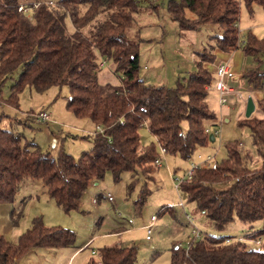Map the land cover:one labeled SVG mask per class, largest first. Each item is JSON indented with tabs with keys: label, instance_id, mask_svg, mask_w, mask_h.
<instances>
[{
	"label": "trees",
	"instance_id": "16d2710c",
	"mask_svg": "<svg viewBox=\"0 0 264 264\" xmlns=\"http://www.w3.org/2000/svg\"><path fill=\"white\" fill-rule=\"evenodd\" d=\"M240 3L250 12L254 4L264 10V0H167V14L180 31L210 24L220 29L212 36L210 51L203 48L198 53L195 70L167 86L145 82L139 72L138 40L125 34L138 10V0H0V87L6 79L12 80L5 102L17 107L25 87L44 92L52 86H65V108L94 126L89 135L91 146L77 157L63 149L53 155L21 133L0 128V203H13L23 180H40L56 205L70 211L88 184L106 172L114 182L129 172V194L139 175L147 177L154 171L159 157L156 146L186 159L195 146L209 142L206 128L215 126L217 120L208 102L211 87H206L212 81L215 85L216 76L204 63L214 62V50L231 53L239 49L257 63L264 60V35L257 37L248 30L239 41ZM21 4L30 8V21L17 10ZM99 56L111 61L112 71L119 75L118 84L99 82ZM241 77L261 90L255 105L262 114L237 121L249 132L254 156L239 141H228L224 158L196 166L190 180H175L174 187L211 222L216 234L206 231L188 246L173 245L169 264H264V227L245 234L250 240L259 238L257 248L221 234L233 220L249 228L257 220L264 221V69L245 68ZM141 125L147 127L156 145L140 143ZM148 194L142 184L132 200L136 212ZM179 201L177 206L184 207ZM14 209L9 212L11 221L19 216ZM172 210L162 206L157 213L172 214ZM74 240L71 230L46 226L34 218L16 242L0 234V264H15L14 259L35 248L73 246ZM135 260L136 247L115 245L98 248L97 257H89L83 264H135Z\"/></svg>",
	"mask_w": 264,
	"mask_h": 264
},
{
	"label": "rangeland",
	"instance_id": "374dc122",
	"mask_svg": "<svg viewBox=\"0 0 264 264\" xmlns=\"http://www.w3.org/2000/svg\"><path fill=\"white\" fill-rule=\"evenodd\" d=\"M166 2L167 0H138V10L133 14V22L125 30V34L127 38L138 40L139 72L145 82L173 86L177 78L186 76L196 68L189 42L196 47L194 56L197 59L196 53L201 52L203 48L205 52L210 51L212 36L218 34L215 32L220 29L210 24L197 30H187L185 35L179 37L176 22L167 14ZM187 16L191 17L192 14L187 12ZM237 27L239 41L244 39L248 30L255 36L262 37L264 10L254 4L250 12L240 3ZM191 32H194L193 37ZM243 58L240 61V69L255 66L264 69V60L257 63L252 56L246 55ZM98 60L101 63L97 67L99 82L118 84L119 75L112 71L111 61L101 56ZM211 75L214 79V74ZM14 76L15 73L12 77ZM11 83L12 80L8 78L0 87V128L21 133L24 139L34 140L41 150L49 151L53 155L63 149L77 157L81 151L89 149V135L94 126L88 119L75 117L65 108L68 95L65 86H52L44 92L25 87L19 94L15 107L5 102ZM229 84L235 90L226 95V102L221 106L214 90V81L208 90V102L217 122L215 126L207 128L214 140L195 146L190 157L186 159L178 154L165 153L160 165L155 166L150 176H138V182L129 194L126 190L131 178L129 172H123L117 182L106 172L102 178L88 184L75 209L64 211L48 196L46 187L40 180H23L14 202L0 203V234L8 241L16 242L18 236L30 226L31 220L39 218L46 226H61L71 230L75 240L73 246L69 247L54 250L35 248L23 256H18L13 263L83 264L89 257H97L98 248L119 245L136 247L135 264H169L171 247L184 244L193 227L201 233L208 231L216 234L211 222L192 203L186 202L185 195L174 187V182L193 167L211 165L224 158V144L228 141H239L243 150L254 156L249 132L247 128L239 127L237 121L245 118L247 97H251L255 105L258 91L261 90L253 89L240 75L236 76V81L231 80ZM236 92L242 97H236ZM260 111L255 105L251 115L259 117L262 114ZM39 112H45L50 120H34L32 115ZM182 126L185 127V123ZM138 134L142 145L151 142L156 145L154 137L145 125H141ZM83 135L85 137L82 138ZM156 151L159 155L158 146ZM142 184L147 186L149 194L141 210L136 212L132 200L136 198ZM107 193L112 196L111 202L103 198ZM93 199L97 201L93 202ZM180 199L184 207L177 206ZM162 206L171 207L172 214L168 211L158 214ZM12 207H15V211L17 209L19 216L11 221L9 212ZM185 213L191 223L187 222ZM152 215L156 219L151 226L149 239H146L144 226L148 225ZM128 219L130 222H127ZM262 227L264 221L260 220L253 222L250 228L238 220H233L221 234L236 239L242 238L249 246L257 248L259 244L246 238L245 234Z\"/></svg>",
	"mask_w": 264,
	"mask_h": 264
},
{
	"label": "built area",
	"instance_id": "2783aa9c",
	"mask_svg": "<svg viewBox=\"0 0 264 264\" xmlns=\"http://www.w3.org/2000/svg\"><path fill=\"white\" fill-rule=\"evenodd\" d=\"M47 4L51 5L52 2L49 1V2H47ZM17 10L24 14V17L26 18V20H28V21L31 20V18H32L31 17V10H30V8L28 6H24V5L21 4V5H19L17 7ZM214 73H215V76H216L215 86H216V89H217L218 103L221 106V105H223L226 102V95L228 93L234 91L230 86H228L225 83V80L227 78H231L234 75V72H233V69H232L231 65L227 61H222V62H219V63H217L215 65ZM206 88L209 89L210 86H207ZM236 97L241 98L242 96H241V94L239 92H236ZM32 117L36 121L46 122L47 120H50L49 116L45 112H39L36 115H32ZM206 131L208 132L209 129L206 128ZM158 151H159V157L156 158L155 161H154V164L156 166L160 165L161 160L163 158V155L165 154V149L163 147H158ZM194 168L195 167H193L192 169L188 170L187 173L182 178L178 179L176 183H179L181 180H184V179H186V180L192 179ZM103 197L109 202L112 201V196L109 193H107ZM93 202H96V199H93ZM178 205H181V201L178 202ZM185 217L187 219V222L191 223L190 218H189V216L187 214H185ZM155 219H156V217L154 215L150 216L148 225L144 226L145 231H146V236H145L146 239H149L150 229H151V226H152L153 222L155 221ZM127 222H130V220L128 219ZM201 234L202 233H201L200 230H198L197 228L193 227L191 229V231L188 233L185 243L184 244H180V245L188 246L190 241H193V240L199 238L201 236ZM237 239L241 240L242 238H237ZM225 241L228 242L227 239ZM255 242L259 243V239H256ZM91 253H93V252H91Z\"/></svg>",
	"mask_w": 264,
	"mask_h": 264
},
{
	"label": "crops",
	"instance_id": "0c3cea01",
	"mask_svg": "<svg viewBox=\"0 0 264 264\" xmlns=\"http://www.w3.org/2000/svg\"><path fill=\"white\" fill-rule=\"evenodd\" d=\"M239 32V30H238ZM186 31H180L179 30V37H182L183 35H185ZM191 37L194 36V32H191ZM190 40V39H189ZM188 42V41H187ZM190 44V47H191V54L194 58V63L196 65V61L198 60L199 58V54L196 53L198 55V58L195 59V56H194V50L196 49V47H193V43L192 42H189ZM214 55H215V59H214V62L213 63H204V66L210 71V72H213L214 71V67L217 63L219 62H222V61H227L232 69H233V72H234V75L231 77V78H227L225 80V83L230 86L233 90L234 87H232L229 82L232 80L233 82L236 81V76H239L241 77V74L243 72L244 69H240L241 68V64H240V61H242L244 58V55L243 52L241 50H239V52L236 53V50L231 52V53H228V52H221V51H218V50H214L213 51ZM250 67V66H249ZM214 90L217 92V89H216V86L214 85ZM256 90V89H255ZM258 99L260 98L261 96V91H258ZM252 99V98H251ZM253 101V99H252ZM254 104V103H253ZM254 108H255V105H254ZM245 109V108H244ZM217 122V121H216ZM104 198V197H103ZM105 199V198H104ZM97 201V200H96ZM186 230V228H184Z\"/></svg>",
	"mask_w": 264,
	"mask_h": 264
},
{
	"label": "water",
	"instance_id": "95a60500",
	"mask_svg": "<svg viewBox=\"0 0 264 264\" xmlns=\"http://www.w3.org/2000/svg\"><path fill=\"white\" fill-rule=\"evenodd\" d=\"M253 110H254L253 101L251 97H247L246 103H245V109H244V117L245 118L249 117L251 113L253 112ZM208 138H209V142L214 140L212 133L208 134Z\"/></svg>",
	"mask_w": 264,
	"mask_h": 264
}]
</instances>
